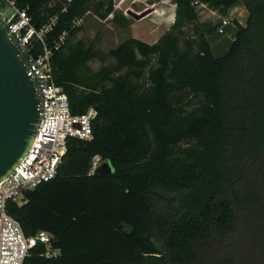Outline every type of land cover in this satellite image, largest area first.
<instances>
[{
	"label": "trees",
	"instance_id": "trees-1",
	"mask_svg": "<svg viewBox=\"0 0 264 264\" xmlns=\"http://www.w3.org/2000/svg\"><path fill=\"white\" fill-rule=\"evenodd\" d=\"M46 34L71 112L92 107L90 140L71 138L55 178L8 203L26 235L46 231L23 264H264V0H174L152 44L129 37L96 71L75 22L106 19L112 0H12ZM248 15L216 57L196 5ZM212 30V29H210ZM63 42L54 49L58 38ZM33 38L29 52H42ZM108 173H91L92 159Z\"/></svg>",
	"mask_w": 264,
	"mask_h": 264
},
{
	"label": "built area",
	"instance_id": "built-area-1",
	"mask_svg": "<svg viewBox=\"0 0 264 264\" xmlns=\"http://www.w3.org/2000/svg\"><path fill=\"white\" fill-rule=\"evenodd\" d=\"M0 20L14 35L27 58V75L36 81L41 96V118L31 145L12 171L0 180V264H23L30 250L38 244L45 245L47 256H57L58 251L51 248L52 236L48 232L26 235L19 222L9 214L8 203L23 204L26 191L55 178L68 140L92 138V122L97 111L90 107L82 114H73L67 94L55 82L51 61L53 50L46 42L54 19L51 24L35 30L25 10L18 9L12 0H0ZM80 20L75 24L79 25ZM226 24V21L222 22V25ZM33 38L42 43L40 54L29 52ZM62 42L63 36L58 38L54 49ZM99 158L92 159L91 173L98 167L94 159Z\"/></svg>",
	"mask_w": 264,
	"mask_h": 264
},
{
	"label": "rangeland",
	"instance_id": "rangeland-1",
	"mask_svg": "<svg viewBox=\"0 0 264 264\" xmlns=\"http://www.w3.org/2000/svg\"><path fill=\"white\" fill-rule=\"evenodd\" d=\"M173 1L112 0L113 13L106 19H99L92 13L83 16L79 22L82 30L74 40L81 39L97 51V57L88 62V67L92 71L98 70L101 65L114 67L115 61L108 56V52L129 37L154 43L174 20ZM196 9L198 21L188 28V33H203L213 54L216 57L222 56L234 40L237 26L245 25L248 15L246 8L239 2L226 15L207 5H196ZM223 21L227 24L222 25ZM94 162H98L99 166L105 161L99 158L94 159Z\"/></svg>",
	"mask_w": 264,
	"mask_h": 264
},
{
	"label": "water",
	"instance_id": "water-1",
	"mask_svg": "<svg viewBox=\"0 0 264 264\" xmlns=\"http://www.w3.org/2000/svg\"><path fill=\"white\" fill-rule=\"evenodd\" d=\"M26 69L27 58L0 20V180L28 151L41 118V96ZM110 165L105 161L94 172H111Z\"/></svg>",
	"mask_w": 264,
	"mask_h": 264
}]
</instances>
